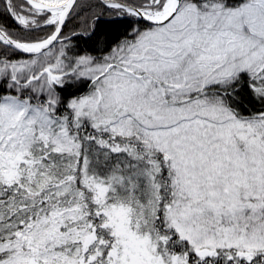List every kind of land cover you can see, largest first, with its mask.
I'll list each match as a JSON object with an SVG mask.
<instances>
[{
	"label": "snow or ice",
	"instance_id": "snow-or-ice-1",
	"mask_svg": "<svg viewBox=\"0 0 264 264\" xmlns=\"http://www.w3.org/2000/svg\"><path fill=\"white\" fill-rule=\"evenodd\" d=\"M0 264H264V0H0Z\"/></svg>",
	"mask_w": 264,
	"mask_h": 264
}]
</instances>
